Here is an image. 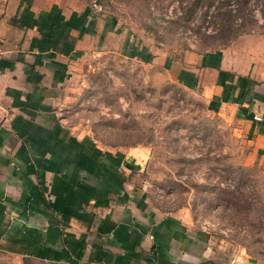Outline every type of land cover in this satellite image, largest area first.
<instances>
[{
    "label": "crops",
    "instance_id": "1",
    "mask_svg": "<svg viewBox=\"0 0 264 264\" xmlns=\"http://www.w3.org/2000/svg\"><path fill=\"white\" fill-rule=\"evenodd\" d=\"M104 47L142 50L112 16L75 0H0V251L17 264H222L187 208L149 199L133 154L57 113L75 61ZM150 52L167 78L237 121L249 156L264 164V31L215 49ZM226 264L264 259L236 255Z\"/></svg>",
    "mask_w": 264,
    "mask_h": 264
},
{
    "label": "rangeland",
    "instance_id": "2",
    "mask_svg": "<svg viewBox=\"0 0 264 264\" xmlns=\"http://www.w3.org/2000/svg\"><path fill=\"white\" fill-rule=\"evenodd\" d=\"M117 30L144 56L117 47L88 49L61 84L63 122L97 143L122 148L143 165L141 184L163 208H187L212 237L222 264L234 256L264 259V164L229 114L209 110L196 90L151 63L163 56L215 49L237 35L264 31V0H75ZM127 49V47H126ZM0 264H17L0 251ZM19 264H63L34 259Z\"/></svg>",
    "mask_w": 264,
    "mask_h": 264
},
{
    "label": "trees",
    "instance_id": "3",
    "mask_svg": "<svg viewBox=\"0 0 264 264\" xmlns=\"http://www.w3.org/2000/svg\"><path fill=\"white\" fill-rule=\"evenodd\" d=\"M125 52H127V54H129V55H133V54H139V56H144L145 55V52H144V50L142 49L141 50V52H139V53H135L134 51H133V49H130V50H125Z\"/></svg>",
    "mask_w": 264,
    "mask_h": 264
},
{
    "label": "water",
    "instance_id": "4",
    "mask_svg": "<svg viewBox=\"0 0 264 264\" xmlns=\"http://www.w3.org/2000/svg\"><path fill=\"white\" fill-rule=\"evenodd\" d=\"M127 167H130V168H133L135 165H133L132 163H129V162H126V164H125ZM136 166H138V165H136Z\"/></svg>",
    "mask_w": 264,
    "mask_h": 264
}]
</instances>
